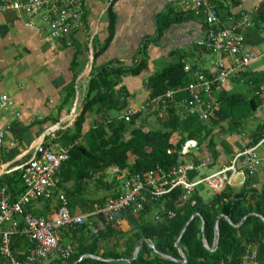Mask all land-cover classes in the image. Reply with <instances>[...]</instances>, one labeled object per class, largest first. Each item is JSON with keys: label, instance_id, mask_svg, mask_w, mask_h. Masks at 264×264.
Instances as JSON below:
<instances>
[{"label": "trees", "instance_id": "16d2710c", "mask_svg": "<svg viewBox=\"0 0 264 264\" xmlns=\"http://www.w3.org/2000/svg\"><path fill=\"white\" fill-rule=\"evenodd\" d=\"M211 5L216 12L212 26L222 27L220 9ZM200 11L204 14L207 28V12ZM252 21L255 25L260 23L264 31V0L257 14L252 15ZM198 42L195 41V46L199 51L207 52ZM251 52L256 58L257 54ZM213 54L217 57L210 58L203 68L201 65L204 59L199 60L200 56L197 57L203 73L209 77L212 76L213 62L219 58L217 53ZM141 70V67L118 68L105 65L94 72L73 128L61 131L55 140L63 146H71L69 158L56 174V193L52 197L58 200L59 194H64L69 210L84 212L92 209L94 204L103 205L106 197L93 200L87 198L92 191L107 189L111 197L119 196L116 186L121 180L117 175L113 176L111 182L107 179L111 168L127 177L137 172L171 169L183 161L180 152L187 141L211 142L214 130L225 122L228 123V129L241 127L243 119L250 116L264 100V73L252 72L249 66L235 73L241 76L236 84L243 83L250 95L244 94L242 90L234 91L235 84L229 89L224 85H214L213 93L215 95L218 92L215 96L220 109L209 121H201L196 115L184 116L179 113V100L188 97L185 90L175 94V99L169 103L162 116L149 108L147 113L135 115L126 121L120 114L128 102L123 98L121 100L124 103L120 106V99L114 93L123 76L137 75ZM193 77L194 72L186 71L182 60L164 67L150 79L152 98L144 104L169 90L186 87ZM122 90L125 91L123 87ZM245 109L249 110L248 114ZM152 115L156 118L154 126L150 123ZM90 116L92 121L84 130ZM262 137L253 139L252 144L258 143ZM168 149L172 150L170 154L167 153ZM15 182L12 175L0 179V185L10 191L13 200L25 191L23 183L18 189L14 188ZM181 194L182 190L176 189L169 197H165L166 204L176 210V215L171 219L142 220L144 212L134 216L131 210H126L118 214V219L124 218L129 222L130 228L127 231H123L117 222L95 233L87 230V226L66 228L75 251L66 260L56 257L58 264H243L246 257L254 252L258 264H264V191L260 193L247 188V184L236 190L231 184H225L221 192L205 200L199 194L192 193V197L182 201ZM51 199L40 198L37 201L49 202ZM217 222L218 236L215 233ZM186 224L188 226L176 244ZM142 238L144 240L137 257L129 261ZM23 240L26 239L14 237L11 243L13 252L22 260L26 255L21 253L26 245ZM178 247L185 254V262Z\"/></svg>", "mask_w": 264, "mask_h": 264}, {"label": "crops", "instance_id": "0c3cea01", "mask_svg": "<svg viewBox=\"0 0 264 264\" xmlns=\"http://www.w3.org/2000/svg\"><path fill=\"white\" fill-rule=\"evenodd\" d=\"M82 1L85 8L81 26L72 35L64 37L60 45L50 42L46 31H39L36 23L27 24L30 17L22 11H0V96L8 94L12 100L11 108L2 115V125L9 124L11 127L0 146V179L21 172L20 167L32 157L37 144L45 143L48 137L55 142L61 131L73 128L94 72L105 65L142 68L137 75L123 76L116 87L114 95L120 99L119 105L124 103L123 98L128 102L125 110L140 106L152 98L150 79L164 67L180 60L198 64V56L199 60L205 59V55L211 56L195 50V41L201 38L205 30V17L203 13L186 12L183 7L185 0ZM209 1L219 7L221 25L225 27L238 20L243 12L257 14L263 2ZM244 38L249 49L258 51L250 65L252 72L264 73V31L260 23L246 28ZM229 62L227 60V64ZM201 66L203 68V64ZM234 74L223 87L229 89L232 84L236 85V80L241 76ZM233 75L236 76L235 81L231 82ZM136 98L140 100L139 103H136ZM248 117V128L241 123L243 127L228 129V123H223L214 130L211 142H197L195 152L191 153V148L182 157V162L192 161L194 168L198 164L214 170L211 174L217 172L235 154L252 145L253 139L259 136H263L261 140L264 138V100ZM91 121L90 116L84 130ZM143 121L146 123L145 118ZM258 153L261 162L255 174L244 181L241 176L231 174L234 189L247 184V188L260 193L264 191V141L259 145ZM14 188L18 189L19 186L15 185ZM9 195L12 201L19 198L13 200L10 191ZM29 204L24 206V210L32 213L26 209ZM55 210L52 212L51 209L46 217ZM80 212L83 211L77 210L74 214ZM117 223L123 231L130 228L124 218H119ZM63 231L62 242L73 245L70 237L66 241V237L70 236L65 234L66 229ZM26 240H23L26 245L22 254L27 253L32 245ZM39 264L58 262L54 257Z\"/></svg>", "mask_w": 264, "mask_h": 264}, {"label": "built area", "instance_id": "2783aa9c", "mask_svg": "<svg viewBox=\"0 0 264 264\" xmlns=\"http://www.w3.org/2000/svg\"><path fill=\"white\" fill-rule=\"evenodd\" d=\"M85 3L82 0H1L0 11L5 9L20 10L30 17L27 22L34 25L35 18L40 17L46 27L39 24V31H46L50 42L61 44L64 37L75 33L81 26V19ZM184 10L207 12L206 22L209 24L199 46L209 53H217L219 58L213 62L212 76L203 73L198 64L186 63L185 70L194 72L195 77L186 87H179L159 95L146 104L137 107H128L122 113L126 121L138 114L147 113L149 108L162 116L168 105L175 99V94L186 91L188 97L179 100L181 108L177 110L184 116L196 115L201 121H209L216 116L220 103L214 95V85H224L230 74L246 68L256 59L245 45L241 31L250 26L249 15L235 22L232 27L215 28L212 24L216 20V12L209 0H185ZM227 60H230L227 64ZM12 100L8 94L0 96V146L10 125H2L3 113L11 108ZM261 142L245 147L235 154L231 161L221 168L198 181H192L188 172L194 170V163L179 161L176 166L168 170H149L132 173L130 176L119 174L125 191L116 197H107L103 205L94 204L92 209L72 214L67 207L66 198L61 193L58 196V206L55 212L48 216H36L25 212L24 206L34 200L51 199L56 187V174L61 165L69 158L71 146H63L57 142L50 144L39 143L33 150L32 157L23 164L21 178L25 191L16 201H12L7 190L0 186V227L5 222H11L7 229L0 228V264H36L43 263L56 256L62 260L71 257L75 251L72 244H64L61 231L68 227H93L94 232L102 227L118 222V214L131 210L134 216L140 215L151 204L155 205L152 219L162 221L171 219L176 210L170 208L165 197L181 189V200L186 201L200 183L207 184V196L218 194L225 184H231V174L242 177L243 181L255 174L260 165L258 147ZM197 147V141L189 140L182 148L180 155L185 156L191 148ZM171 149L167 150L170 154ZM14 237H23L32 245L28 248L25 259L15 256L11 243ZM243 264H258L256 253L248 255Z\"/></svg>", "mask_w": 264, "mask_h": 264}, {"label": "rangeland", "instance_id": "374dc122", "mask_svg": "<svg viewBox=\"0 0 264 264\" xmlns=\"http://www.w3.org/2000/svg\"><path fill=\"white\" fill-rule=\"evenodd\" d=\"M213 1V0H212ZM214 2V1H213ZM215 5V4H214ZM216 6V5H215ZM217 7V6H216ZM198 14L199 13H202V11H199V12H197ZM36 19V24H37V26H39V23L41 24V22L43 23V25L46 27V24H45V22H43L42 21V19L40 18V17H36L35 18ZM173 19L175 20V17H173ZM244 32H245V30H243ZM194 47V46H193ZM263 49H264V45H263ZM195 50H200L199 48H197L196 46H195ZM257 50V49H256ZM255 49H253V51L256 53V52H258V51H256ZM197 52V51H196ZM195 55H197V54H195ZM206 57H205V59H204V66L209 62V59H210V57L211 58H216L217 56H216V54H213V55H211V56H209V55H205ZM235 77L236 76H232V78H231V82L233 81H235ZM244 84L243 83H240V85L239 84H236L233 88H234V91H240V90H242V92L244 93V94H246V95H250V94H248L247 92H246V89H244ZM251 95H253V94H251ZM140 102V100L138 99V98H136V103H139ZM245 112L248 114L249 113V110H247V109H245ZM115 115H119V114H115ZM251 115V114H250ZM248 118L249 117H246V118H244L243 119V121H242V125L243 126H245V128H248V123L250 124V120H248ZM154 121H156V118H155V116L154 115H152V116H150V123H151V125L152 126H154V125H156L155 124V122ZM224 125H226V124H224ZM49 142V144L50 143H53V140L50 138V137H48L47 138V141L45 142V144L46 143H48ZM190 152L191 153H194L195 152V149L193 148V149H191L190 150ZM29 158V157H28ZM27 158V159H28ZM217 169V168H216ZM212 172H214V170H212V169H206V168H204V167H201V166H198V164H197V166L194 168V170H192V171H189L188 172V177L190 178V180H192V181H198V180H200V179H202V178H204L205 176H207V175H209V174H211ZM120 173H117V171H115V168H111L110 170H109V173H108V181H110L111 182V180L113 179V176L114 175H119ZM12 176H13V178H14V180H16V184L15 185H17V187L19 186V187H21L23 184V181H22V178H21V172L19 171V172H15V173H13V174H11ZM116 176V177H117ZM192 178V179H191ZM235 178H237L236 176H235ZM207 189H208V187H207V184L206 183H200V184H198L197 186H196V188H195V191L193 192V193H197V194H199L200 196H201V198L203 199V200H205V199H207V198H209L208 196H207ZM57 191V190H56ZM115 191V190H114ZM116 191L117 192H119V193H122L123 191H125V188H124V186H123V184L121 183V182H119V184L116 186ZM115 191V192H116ZM55 192V189L53 190V193ZM56 193V192H55ZM192 193H188V196H191L192 197V195H191ZM111 195V192H109L107 189H101V190H96V191H92V192H90L89 193V196L87 197L88 199H95V198H100V197H109ZM58 206V200H57V198L56 199H54V198H52L49 202H45V201H42V202H39V201H32L27 207H26V209H29L32 213H34L35 215H37V216H42V217H46V215L48 214V212H50L51 211V209H52V212L54 211V209L56 208ZM154 207H155V205H153V204H151L150 205V207L147 209V210H142L141 211V213L142 212H144L143 214H142V216H141V218H142V220H149V219H151L152 218V211L154 212L155 211V209H154ZM71 210V213L72 214H74L75 213V211L77 210V209H75V210H72V209H70ZM11 226V222H5V223H3V225L0 227L1 229H7L8 227H10ZM88 229L87 230H89L90 232H93V233H95L94 232V229H93V227H91V228H89V227H87ZM102 229V228H101ZM65 231V230H64ZM64 231H63V233H64ZM66 235H70V234H67V232L65 233ZM67 239H69V236H67L66 237ZM56 258V256H52V258ZM49 261V260H48ZM48 261H45V262H48Z\"/></svg>", "mask_w": 264, "mask_h": 264}, {"label": "water", "instance_id": "95a60500", "mask_svg": "<svg viewBox=\"0 0 264 264\" xmlns=\"http://www.w3.org/2000/svg\"><path fill=\"white\" fill-rule=\"evenodd\" d=\"M242 222H243V220H242ZM187 226H188V224H186V226L184 227V229H183L180 237L178 238L176 244H178V242L180 241L181 236L183 235V233L186 230ZM203 227H204V222L202 224V229H203ZM215 233H216V236H218V234H219V222H217L216 225H215ZM143 240H144V238H142L141 240L138 241V243H137V245L135 247L133 256H132V258L129 261H133L137 257ZM216 243H217V241L215 242V244ZM151 246L154 248V245L153 244ZM178 249H179V252L182 255V257L184 258V261L183 262H185V254L183 253V251H182V249L180 247H178ZM94 257H96V256H94ZM96 258H99V257H96ZM74 264H78V262H75Z\"/></svg>", "mask_w": 264, "mask_h": 264}, {"label": "clouds", "instance_id": "9594fccd", "mask_svg": "<svg viewBox=\"0 0 264 264\" xmlns=\"http://www.w3.org/2000/svg\"><path fill=\"white\" fill-rule=\"evenodd\" d=\"M183 7H184V6H183ZM185 11H186V10H185ZM246 14L249 15V17H250V20H251L250 26H251V25L253 24V21H252V14L244 13V12H243V13L241 14V16L243 17V15H246ZM237 21H239V19L236 20V21H234V22H232V24H231L230 26H228V27H232V25L235 24V22H237ZM250 26H248V27H250ZM228 27L222 26V27H218V28H228ZM248 27H246V28H248ZM207 28H208V27H207ZM207 28L205 27V30H204V31H206ZM246 28H244L243 30H246ZM243 30L241 31V34L244 36V31H243ZM202 37H203V35L201 36V38H202ZM201 38H200V39H201ZM200 39H199V40H200ZM244 39H245V38H244ZM199 40H198V41H199ZM245 45H246V42H245ZM246 47H247V45H246ZM207 53H209V52H207ZM209 54H212V53H209ZM186 63H187V62H186ZM186 63H185V64H186ZM188 63H191V62H188ZM195 63H196V62H195ZM195 63H194V64H195ZM196 64H197V63H196ZM198 65H199V63H198ZM235 72H236V71H235ZM235 72H234V73H235ZM234 73H232V74H234ZM232 74H230V76H231ZM228 80H229V79H228ZM195 141H196V140H195Z\"/></svg>", "mask_w": 264, "mask_h": 264}]
</instances>
